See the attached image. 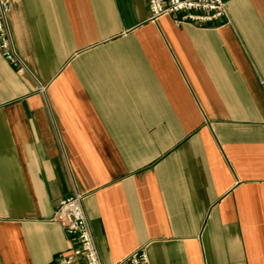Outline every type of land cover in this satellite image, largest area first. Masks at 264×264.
<instances>
[{"label":"crops","instance_id":"0c3cea01","mask_svg":"<svg viewBox=\"0 0 264 264\" xmlns=\"http://www.w3.org/2000/svg\"><path fill=\"white\" fill-rule=\"evenodd\" d=\"M176 24L146 0H9L0 264H56L80 193L102 264H264V0ZM1 41V37H0Z\"/></svg>","mask_w":264,"mask_h":264},{"label":"built area","instance_id":"2783aa9c","mask_svg":"<svg viewBox=\"0 0 264 264\" xmlns=\"http://www.w3.org/2000/svg\"><path fill=\"white\" fill-rule=\"evenodd\" d=\"M146 2L152 18L176 14L174 18L176 24L192 23L198 26L217 24L227 15V4L224 0H146ZM9 7V0H0V46L5 59L18 67L19 60L10 43L5 24ZM18 69L20 70L19 67ZM81 202L80 193L61 198L52 214L51 219L74 239L71 249L59 254L56 264H102ZM114 264H150L146 247L134 249Z\"/></svg>","mask_w":264,"mask_h":264}]
</instances>
